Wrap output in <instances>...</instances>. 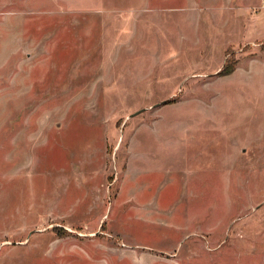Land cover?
<instances>
[{
  "label": "rangeland",
  "instance_id": "obj_1",
  "mask_svg": "<svg viewBox=\"0 0 264 264\" xmlns=\"http://www.w3.org/2000/svg\"><path fill=\"white\" fill-rule=\"evenodd\" d=\"M0 264H264V0H0Z\"/></svg>",
  "mask_w": 264,
  "mask_h": 264
},
{
  "label": "water",
  "instance_id": "obj_2",
  "mask_svg": "<svg viewBox=\"0 0 264 264\" xmlns=\"http://www.w3.org/2000/svg\"><path fill=\"white\" fill-rule=\"evenodd\" d=\"M157 105V104H156ZM143 109H139V110H136L135 112L131 113V115H135L137 113H139L140 111H142Z\"/></svg>",
  "mask_w": 264,
  "mask_h": 264
}]
</instances>
